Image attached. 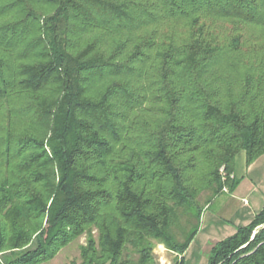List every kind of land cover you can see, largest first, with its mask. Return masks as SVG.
<instances>
[{"label": "trees", "instance_id": "1", "mask_svg": "<svg viewBox=\"0 0 264 264\" xmlns=\"http://www.w3.org/2000/svg\"><path fill=\"white\" fill-rule=\"evenodd\" d=\"M240 150L264 153V0H0V264L83 234L67 264H183ZM207 264H264V203Z\"/></svg>", "mask_w": 264, "mask_h": 264}, {"label": "rangeland", "instance_id": "2", "mask_svg": "<svg viewBox=\"0 0 264 264\" xmlns=\"http://www.w3.org/2000/svg\"><path fill=\"white\" fill-rule=\"evenodd\" d=\"M259 159L257 161L253 160L250 163L246 162L245 152L240 150L234 157L233 161V171L236 174V178L239 180L237 186L231 193L225 192L213 197L210 200V207L208 209H204V217L209 215L213 218L217 219H228L231 214V210H229V206L225 207L222 202L224 200H228L234 196V202L237 204L241 203L247 204L248 200L253 201V198L259 197L264 192V153L258 156ZM252 167V165H254ZM250 168H253L250 170ZM234 176V174H233ZM254 187V194L248 197V193L250 189ZM207 193H202L199 197L200 203L203 205V201L206 198ZM243 196V198H241ZM243 199L246 200V203L243 202ZM231 206V205H230ZM235 207V206H234ZM206 219V218H204ZM200 219L199 222L194 219L191 220V223L188 224V228L197 225L198 229L190 242L189 246L186 249V254L183 258V264H207V258L210 254V249L214 244V241H211L209 237L206 235V230H200L202 227V222L205 220ZM185 218H181L179 225L184 226ZM178 225V226H179ZM207 225V223H206ZM176 226L174 228V233L177 237L181 238L183 229ZM212 226V225H210ZM86 243L85 234L75 238L71 243H69L64 248L60 249L57 254L47 262H43L41 264H67L71 261L79 262L80 261V246ZM158 247H163V250L159 251V254L156 253V249ZM159 255H162L164 259H159ZM152 264H174L176 261L179 262L181 258L180 254H177L174 251L167 249L162 243H156L152 249ZM136 257V256H135Z\"/></svg>", "mask_w": 264, "mask_h": 264}, {"label": "crops", "instance_id": "3", "mask_svg": "<svg viewBox=\"0 0 264 264\" xmlns=\"http://www.w3.org/2000/svg\"><path fill=\"white\" fill-rule=\"evenodd\" d=\"M258 159L259 157H257L255 161H257ZM255 164L256 163H254L252 167L255 166ZM252 169L253 168H250V170ZM233 174L236 177V174L234 173V171H233ZM235 190H238V189H235ZM254 192H255L254 187H252L248 193V197H250V195H253ZM241 198H243V196ZM234 199L235 198L232 195L230 199L228 200L226 199L222 202V204H224L225 207L226 206L230 207L229 210H231V214L228 219H224V218L217 219L209 215H206V217H204L205 211L201 215V219L205 220V222L202 220L203 224L200 230H206L207 231L206 235L209 237L211 241H214V243L233 234L235 232L236 227L240 225H245L248 222H250L253 216L262 208V205L264 203V192L259 197L257 198L254 197L253 201L248 200L247 204L241 203L242 201H240V204H237L235 202L233 204L232 202ZM209 207L210 205L206 209H208ZM185 254H186V250L183 253V258Z\"/></svg>", "mask_w": 264, "mask_h": 264}, {"label": "bare ground", "instance_id": "4", "mask_svg": "<svg viewBox=\"0 0 264 264\" xmlns=\"http://www.w3.org/2000/svg\"><path fill=\"white\" fill-rule=\"evenodd\" d=\"M160 250H163V247H158V248L156 249L155 252L159 254V251H160ZM160 252H161V251H160ZM157 257H159V259H164L162 255H159V256H157Z\"/></svg>", "mask_w": 264, "mask_h": 264}, {"label": "built area", "instance_id": "5", "mask_svg": "<svg viewBox=\"0 0 264 264\" xmlns=\"http://www.w3.org/2000/svg\"><path fill=\"white\" fill-rule=\"evenodd\" d=\"M220 171H221V173H223V167H221V168H220ZM230 177H232V175H230ZM223 191L227 192V189H226V187H223ZM243 202H245V203H246V200H245V199H243Z\"/></svg>", "mask_w": 264, "mask_h": 264}]
</instances>
